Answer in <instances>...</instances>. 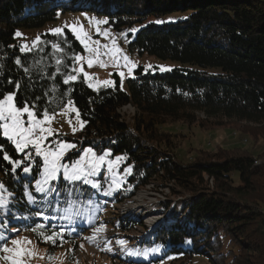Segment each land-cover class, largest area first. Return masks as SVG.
Segmentation results:
<instances>
[{"label": "trees", "instance_id": "trees-1", "mask_svg": "<svg viewBox=\"0 0 264 264\" xmlns=\"http://www.w3.org/2000/svg\"><path fill=\"white\" fill-rule=\"evenodd\" d=\"M77 11L107 21L103 24L115 32L125 31L130 50L178 65L165 72H144L140 66L122 86L116 73L113 86L89 87L81 73L65 84L67 74H76L74 56L86 52L77 36L63 26L61 34L45 29L38 43L29 44L23 31ZM25 45L30 51L20 50ZM10 92L19 107L35 104L38 115L45 108L55 114L72 100L83 121L74 138L80 149L108 148L121 154L132 171L110 194H100L104 202L98 194L89 200L93 191L86 185L61 181L60 193L39 209L26 195L33 192V177L38 178L35 164L25 174L24 164L13 171V164L0 158V183L13 208L0 219L5 238L29 232L48 257L64 247L73 253L82 236L108 218L81 224L70 218L71 210L92 208L100 214L101 208L112 209L154 183L170 187L173 197L188 196L181 204L184 217L176 215L179 202L163 203L161 210L173 223L156 227L150 237L128 234L138 224L134 219L108 221L117 234L105 238L121 264H264V153L256 157L235 146L232 153L206 150L200 158L181 160L174 150L175 133L165 127L199 123L198 113L202 119L264 122V0H0V93ZM125 105L136 110L133 124L119 114ZM0 145L14 160L24 156L1 133ZM38 225L43 227L33 231ZM61 229L62 243L60 237L53 244L38 234Z\"/></svg>", "mask_w": 264, "mask_h": 264}, {"label": "rangeland", "instance_id": "rangeland-1", "mask_svg": "<svg viewBox=\"0 0 264 264\" xmlns=\"http://www.w3.org/2000/svg\"><path fill=\"white\" fill-rule=\"evenodd\" d=\"M99 20L100 19L87 11L59 13L56 20L47 24L44 28L23 31V34L26 40H28V43L33 44V41L36 40L38 33L44 31L45 29H62L63 26H67L71 30L75 28L76 32L74 34L76 36H81V38H83L84 34L87 33L90 37L87 41L89 47L98 48L99 51L103 53L102 55L105 56V59L101 58L102 55L97 58L94 53L90 54L87 50L84 54H80L85 59L82 62L77 63V68L80 66V63L83 64L84 71L89 73V78L85 80L88 84H92V87L102 86L100 82L104 80L114 81V73L117 74L123 85L125 79L129 76L128 67L131 66L123 59L125 55L129 57L130 61L136 64V67L133 68V73L134 70L140 66L144 72L148 65L152 66L151 68H148V70L165 72L160 70L161 66L169 69L178 65V62L170 59L164 60L147 53H138L137 51L130 50L128 47V38H124L125 31L115 32L109 26L97 24V21ZM97 28L101 31L97 32ZM104 30H107L108 32L107 36L104 35ZM97 41L99 42L98 44L95 43ZM104 45H107V48H105ZM117 49H119V51H117ZM90 55L93 58V65L91 67L87 64V58ZM120 72L125 73L124 77L120 76ZM81 74L83 75V73ZM12 103L16 105L14 100ZM69 107L78 110L74 103ZM64 109L65 106L57 113L53 114L54 119L52 120L50 126L57 131L54 137H49L48 140L45 141V146H47L49 142L54 139H63L75 143L77 145L76 151H78L80 150V145L74 140V138H76L77 134L80 132L83 126V124L81 126V122L83 121L81 118L77 119L75 111H68L67 114H62ZM119 114L121 118L129 124H133L135 117H137L136 110L130 105L121 107ZM196 116L200 124L195 122L187 126L182 123H174L172 125L165 126L169 128L171 132L175 133L173 143L175 145L174 150L181 160H190L192 156L194 158L195 156L200 158L203 156V152H210L206 150H218L222 154L226 152L232 153L233 147L235 146H239L241 149L240 151H234L247 154L251 153L256 157L264 153V122L261 124H253L247 122H235L226 119H202L203 115L199 113ZM23 119H25V121L27 120L26 114ZM0 123H2V121H0ZM73 128H75V131H73ZM0 133L3 135V129H0ZM89 147L91 146H85L84 148ZM191 148L195 150L198 148L200 149L194 153L192 150V152L190 151ZM105 150L110 151L108 148H105L102 151H96L94 149L97 155L102 154ZM28 151L34 152V149L30 146L29 149L25 150V152ZM68 155L72 156L73 154L72 152H69ZM117 156L123 157L121 154H113L110 151V155L106 157V160L115 161ZM259 158V160H263L261 157ZM40 159L42 163V158ZM63 162H69L67 157ZM128 166V164L124 163V158L121 161L115 162L112 171H109L107 164H104L101 167L100 172L94 177L95 180L100 182L101 186L104 184V187L95 189L90 185H86L91 191H93L89 200H94L95 195L107 193L109 189L114 188L115 185L111 184L113 175H115V180L122 185L125 178L129 175L124 172V169ZM39 178L40 177L38 176L37 179ZM61 181L62 180L56 182L59 185L60 190L62 189L60 185L63 182ZM81 184V182H77L78 186ZM82 185L85 186L84 184ZM34 186L35 181L33 182V187ZM155 186L157 185L154 183L146 185L142 189H139L138 192L128 201L112 204L110 206L112 209H109V207L101 208L102 212L100 214H98V212H94L92 208H85L82 210L73 209L71 210L73 215H71L70 218L76 219L81 224H87L89 221H95L97 218L100 220L108 218V221L114 220L116 217L134 219L138 222V224L133 230L129 231L128 234L130 236L140 237L146 233L147 236L150 237L156 227L166 226L173 223L168 219L166 212L161 210L162 208L160 205L163 203L175 204L176 202H179L176 207V215L178 217H184V207L181 204L184 202L183 200L188 197H173L170 193V187L167 186L159 188ZM73 193L74 191L72 193H67V195L70 196ZM33 194L36 196L37 203H31L29 201L30 205L34 208H45L47 202L41 199V194L35 193L34 189ZM0 196H3V198L7 201L5 205L0 206V219H2L7 215V213L12 212L13 208L8 205L9 203H12V198L9 192L2 189L0 190ZM52 196H49L48 200H51ZM100 196H103L101 201L104 202L106 196ZM94 205L99 207L98 201H95ZM169 208L170 206L166 210H170ZM151 217H155V219L150 223L149 218ZM108 221L90 228L87 233L82 236L75 252L73 253L70 251L69 247H64L63 249L57 251L55 256L48 257L46 255L45 248L37 244L29 232L18 234V231H15L12 233L14 236L9 238V241L11 239H21L23 241L21 246L26 248L31 254L30 256L25 257L26 264H121L123 261L113 257V253L115 254V252L112 251V248L114 246L105 238V236L111 237L117 234L114 227ZM101 226H103L102 230L94 235L93 230L101 228ZM24 238H27V240H24ZM28 241H30V243H28ZM9 246L12 247L10 243ZM141 254L142 253H138L137 255L144 256ZM4 255L10 254L2 252V254H0V264H11L10 260L2 258Z\"/></svg>", "mask_w": 264, "mask_h": 264}, {"label": "snow or ice", "instance_id": "snow-or-ice-1", "mask_svg": "<svg viewBox=\"0 0 264 264\" xmlns=\"http://www.w3.org/2000/svg\"><path fill=\"white\" fill-rule=\"evenodd\" d=\"M107 21L99 20L97 24H103ZM156 23H162V21H156ZM55 34L59 35L62 33L61 28H55L52 30ZM73 33L76 32V29H72ZM97 32L101 31L99 28L96 29ZM131 31L134 33L137 29L133 28ZM104 35H108L107 30H104ZM16 36H21L20 32H16ZM77 39L80 40V43L84 45V49L87 50L90 54L94 53L98 58L103 53L99 51L98 48H90L88 44V39L90 37L87 33L84 34V37L77 35ZM39 37L33 41V44L38 43ZM98 44L99 42H95ZM53 48L59 49V45L53 44ZM107 48V45H104ZM23 51H30L27 45L22 46L20 49ZM119 51V49H117ZM85 58L79 54L75 55L73 58L74 63L82 62ZM123 59L128 62L131 66L128 67V75L131 76L133 74V68L136 67V64L130 61L129 57L125 55ZM17 64H20V60L16 61ZM57 65L61 62L57 60ZM87 64L89 67L93 65V58L90 55L87 58ZM151 65H148L145 68V71L148 68H151ZM161 71H166L170 69H166L165 67H160ZM25 71H28L25 69ZM59 71V68H57ZM73 72L76 74H67L64 79V83L68 84L70 81H76L79 77L80 73H83V77L85 79L89 78V73L84 71L83 64L80 63L78 68H74ZM125 73L120 72V76L124 77ZM103 86H113L114 81L112 80H104L100 82ZM18 86V85H17ZM92 84H89V87H92ZM122 86V81H121ZM14 93H8L4 95L0 93V129H3V137L7 138L14 146V151L19 153H24V156L21 159H13L10 155L7 154L6 149L3 145H0V158L3 160L10 161L13 164L12 170L15 171L16 168L23 166V172L28 174L33 171V164H35V172L40 177L36 179L35 176V186L34 191L35 193L41 194V199L51 204V201L48 200L49 196L56 195L60 193L59 185L56 183L59 180L69 183H76L81 182L84 185H90L92 188L99 189L101 184L99 181L95 180L94 177L97 173L100 172L101 167L104 164H107L109 171H112L114 168V164L116 161H121L123 157L117 156L115 161L113 160H106V157L110 155V151L105 150L102 154L97 155L93 148H83L78 151L77 145L75 143L69 142L63 139H54L49 142L47 146H45V141L48 140L49 137H54L57 130H54L50 124L54 119V115L49 113L47 108H45L39 115L35 111L36 105H28L26 102L23 107H17L12 103L14 98ZM73 105L72 100H68L67 104L65 105V109L63 110L62 114H67L68 111H75L77 119L80 118V113L78 110L69 107ZM27 116V120L23 119V117ZM83 122H81L82 126ZM49 125V126H45ZM75 131V128H73ZM31 146L33 151L25 152L26 149H29ZM73 152L72 156H69L68 153ZM67 157V163L63 162ZM37 158H42V163H40ZM42 169V170H41ZM132 171L131 166H128L124 169L126 174H130ZM112 185H115L116 188L120 186V184L115 180V175H113V179L111 181ZM27 188V186H25ZM4 188L3 184L0 183V190ZM106 194H110V191ZM26 195L28 200L31 203H37L36 196L33 194L32 191H26ZM7 203V201L0 196V206H3ZM40 213H37L39 215ZM43 226L38 225L37 229L33 231H37L41 229ZM101 228L94 229V235L99 233ZM39 236L44 241H51L53 244L56 243V238L60 237L61 243L63 242V229L60 232L53 231L51 235H45L43 231L38 232ZM27 240V238H24ZM0 251L10 255H4L2 258L5 260H10L11 264H26L25 257L30 256L31 254L28 250L22 247L23 241L21 239H11L10 241L0 233ZM9 243L12 247L9 246ZM30 243V241H28ZM119 244L125 245L126 242L123 240L118 241ZM159 248H155L152 251H159ZM136 255L138 253H132Z\"/></svg>", "mask_w": 264, "mask_h": 264}, {"label": "bare ground", "instance_id": "bare-ground-1", "mask_svg": "<svg viewBox=\"0 0 264 264\" xmlns=\"http://www.w3.org/2000/svg\"><path fill=\"white\" fill-rule=\"evenodd\" d=\"M116 41V40H115ZM117 42V41H116ZM120 111V110H119ZM154 219H155V217H151V218H149V222L151 223V222H153L154 221Z\"/></svg>", "mask_w": 264, "mask_h": 264}, {"label": "built area", "instance_id": "built-area-1", "mask_svg": "<svg viewBox=\"0 0 264 264\" xmlns=\"http://www.w3.org/2000/svg\"><path fill=\"white\" fill-rule=\"evenodd\" d=\"M85 24H86V23H85ZM101 58H102V59H105V56H104V55H102V56H101Z\"/></svg>", "mask_w": 264, "mask_h": 264}]
</instances>
